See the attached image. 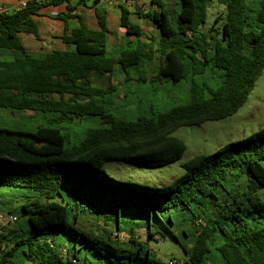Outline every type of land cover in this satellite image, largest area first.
Listing matches in <instances>:
<instances>
[{
    "label": "trees",
    "instance_id": "trees-1",
    "mask_svg": "<svg viewBox=\"0 0 264 264\" xmlns=\"http://www.w3.org/2000/svg\"><path fill=\"white\" fill-rule=\"evenodd\" d=\"M164 1L139 8L159 30L157 48L140 40V25L119 4L121 26L137 40L112 54L101 14L99 29L85 22L65 29L73 50L34 55L21 34L39 38L32 16L44 5L0 12V111L36 114L0 121V214L11 217L10 227L0 226V264H164L149 244L170 238L186 258L169 264H264V125L184 162L167 185L121 181L102 169L110 160L160 166L180 159L186 144L174 131L234 115L264 71V0H176L175 9ZM213 3L225 9L209 28ZM156 51L159 64L142 76ZM116 67L125 82L136 71V81L155 92L208 68L219 83L192 82L186 103L160 109L151 102L136 113L138 101L114 105ZM83 215L97 223L82 224Z\"/></svg>",
    "mask_w": 264,
    "mask_h": 264
},
{
    "label": "rangeland",
    "instance_id": "rangeland-1",
    "mask_svg": "<svg viewBox=\"0 0 264 264\" xmlns=\"http://www.w3.org/2000/svg\"><path fill=\"white\" fill-rule=\"evenodd\" d=\"M175 1L176 0H165L164 2L167 7H170V9H175L179 6L178 2L176 4ZM87 4L92 5L93 1L87 0ZM111 5V3H106L107 9L115 11V16L118 15L117 10H113ZM224 9V5L219 3H213L210 5L207 14V26L209 28L213 27L212 25L217 18L218 13L224 11ZM139 11L141 10L139 9ZM144 11L145 10L141 12ZM131 19L137 24L144 21L136 16H133ZM77 23V20H69L70 26L76 25ZM220 24L221 21L216 23V25H218L216 27H220ZM39 25V32L41 35H47L48 32H51L49 30H54L52 28L55 27L54 24H47L42 20ZM143 26L144 32L154 43L153 48H157L160 40L159 30L149 21L146 24L143 23ZM146 34L142 39L148 41ZM23 40L26 46H30L32 43H37L32 40V37L29 34H24ZM107 49L109 53H113V50L109 45L107 46ZM160 56V53L157 51L152 53L153 58L148 60L149 65L146 67V72L149 73L152 68L159 64ZM132 75H138V73L134 71ZM125 76L124 73L121 74L118 67L115 68L114 76L110 84L116 89V92L114 93L118 96L114 99V105L116 108L121 109L122 105L127 104L130 100L138 101V104H140L138 109H136L137 106L132 105V108L136 109V113L146 109L151 102L160 109L186 103L190 98V86L192 85V82L201 86L205 83L212 87H216L219 83L217 73L212 72V70L208 68L203 74L191 76L188 80L177 82L175 84H164L163 86H160L156 92L149 89V82L143 84L136 83L133 85L134 82L132 80L128 83V88H130L131 92H126L124 90ZM108 86L109 82L106 81L105 88L107 90L109 89ZM34 115L36 114L33 111H25L23 114L17 116L11 115L7 111H0V121L16 122V120H20L26 122L27 119H34L32 118ZM263 125L264 71L256 81L254 89L250 93L246 103L234 115L219 120L206 121L201 125L180 127L174 131L173 135L182 139L186 144V149L180 159L173 163L160 166H145L133 162L110 160L103 165L102 169L114 179L121 181H133L139 184L152 186L167 185L174 183V180L184 173L182 167L184 162L199 154H212L230 142L246 139L254 132L259 131ZM83 216L84 217L81 221L82 224L91 226L92 223H97L94 218L91 219L90 216ZM7 221L8 217H4L2 221L0 220V226L10 227L11 225ZM101 225L102 227H105L103 223H101ZM121 235V238L128 240L125 233ZM138 236L144 241L148 238L147 233L143 228L139 229ZM155 238H157V236H155ZM149 247L152 251V257L164 264H169L170 260L173 258L178 260L186 258L183 246L173 238L162 240L160 242L151 241Z\"/></svg>",
    "mask_w": 264,
    "mask_h": 264
},
{
    "label": "crops",
    "instance_id": "crops-1",
    "mask_svg": "<svg viewBox=\"0 0 264 264\" xmlns=\"http://www.w3.org/2000/svg\"><path fill=\"white\" fill-rule=\"evenodd\" d=\"M33 1H37L38 3L44 5L39 10L38 14L32 16V19L38 25V32L40 27L39 23L41 20L46 22L47 24L55 25V27L52 28L54 30H49L51 32H48L47 35L46 34L41 35L39 32V38L35 37L33 34H29L32 37V40L37 42V43H32L30 46H26L23 40L24 34L27 33L21 34V38L26 49L34 55H46L47 53L55 50H60V51L73 50L75 48L74 45L64 42L62 38L65 29L67 28L68 33H70L74 28L79 26L80 22H85L88 26H90L93 29H99L100 25L98 21V14H101L106 18L107 27H108L107 46L109 45L111 47L113 53H116L119 50L123 49L129 41L137 40V37L135 35H128L125 31V28L121 26V9L119 4L116 3V0L114 2H107L103 0H99V2H96L95 0H92L93 1L92 5H88L87 0H76V1L70 0L69 4L72 7L71 9L68 8L67 2L64 0H59L57 3H51V4L49 3L51 0H0V12H11L14 10H18L21 7H23L25 4ZM106 3H111L112 9L117 10L118 15L115 16L114 14L115 11L108 10L106 7ZM140 7H142V9L145 10L144 12L149 11L150 9L149 0H137L136 5L129 8L131 21H132L131 18L133 16L140 18L139 17ZM140 19L144 20L143 22L138 23V25H140L142 30V36L140 37V40L144 42L151 41L143 30L144 29L143 23L146 24L149 21V19L147 18H140ZM69 20H75V21L77 20L78 23L76 25L70 26ZM133 23L137 24L136 22ZM145 34L148 41L142 39ZM146 67L147 66H145L141 71L142 76H146L147 78H150V72L148 73V75L146 74ZM132 78L134 82L133 85L138 83L136 81L137 75H132ZM106 81L107 80L105 79V83ZM128 83L125 82V78H124V84H125L124 88L126 87L128 88L129 86Z\"/></svg>",
    "mask_w": 264,
    "mask_h": 264
},
{
    "label": "built area",
    "instance_id": "built-area-1",
    "mask_svg": "<svg viewBox=\"0 0 264 264\" xmlns=\"http://www.w3.org/2000/svg\"><path fill=\"white\" fill-rule=\"evenodd\" d=\"M103 1H107V2H114L115 0H103ZM136 1L137 0H116V3L118 4H125L127 5L128 7H133L136 5ZM129 7V8H130ZM4 217L6 216H3L2 214H0V220L2 221L4 219ZM8 218H11V217H8ZM122 236V235H121ZM171 263H176V260H172Z\"/></svg>",
    "mask_w": 264,
    "mask_h": 264
}]
</instances>
